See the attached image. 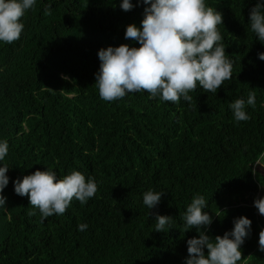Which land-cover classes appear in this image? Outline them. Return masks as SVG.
I'll return each mask as SVG.
<instances>
[{"label": "trees", "instance_id": "1", "mask_svg": "<svg viewBox=\"0 0 264 264\" xmlns=\"http://www.w3.org/2000/svg\"><path fill=\"white\" fill-rule=\"evenodd\" d=\"M131 2L126 12L121 0H36L22 18L20 39L0 41V141L9 146L0 161L9 167L0 264H185L187 240L198 233L185 232L184 215L197 195L212 216L201 231L214 239L247 217L251 232L238 264H264L258 244L264 216L253 203L264 197V170H255L264 165V60L258 58L264 41L249 21L256 0H205L222 14L218 30L233 61L232 78L216 93L197 86L191 103L146 91L107 102L95 84L97 53L139 47L124 34L129 24L141 26L148 5ZM251 91L250 119L236 121L230 104L246 101ZM37 169L58 179L80 171L96 180L98 191L42 219L13 185ZM148 190L164 193L153 209L143 202ZM155 214L170 216V228L155 231ZM80 224L87 229L79 231Z\"/></svg>", "mask_w": 264, "mask_h": 264}, {"label": "clouds", "instance_id": "2", "mask_svg": "<svg viewBox=\"0 0 264 264\" xmlns=\"http://www.w3.org/2000/svg\"><path fill=\"white\" fill-rule=\"evenodd\" d=\"M36 0H0V41L11 44L20 39L24 30L22 18L33 8ZM144 8L141 26L129 24L125 39L135 40L139 47L121 44L98 51L100 60L95 84L102 100L112 102L124 98L128 93L146 91L150 98L179 103L192 102L189 95L199 86L204 92L216 93L224 81L232 78L233 61L221 42L218 25L223 22L222 14L206 5L205 0H136ZM120 7L131 11V0H121ZM51 14V5L45 8V15ZM251 30L259 41H264V3L256 0L249 13ZM264 60V53H258ZM63 79H68L64 76ZM49 89V88H48ZM52 90V89H51ZM256 93L249 92L247 100L236 99L230 104L236 121L250 119L245 111L246 104L255 107ZM7 141H0V161L8 153ZM9 167L0 166V208L6 206L3 190L9 183L6 175ZM14 192L27 196L29 204L38 208L42 219L54 214L63 215L73 199L81 205L94 197L98 191L93 177L85 178L80 171H71L63 178H57L52 170L37 169L22 179L13 181ZM163 192L148 190L143 202L148 209L155 208ZM259 214L264 216V197L253 201ZM203 196H194L184 215L185 232L195 228L198 237L187 240L188 256L185 264H238L243 255L241 246L251 232V220L240 216L234 219V227L222 236L210 238L202 228H208L212 216L205 212ZM34 215L35 213H30ZM155 231L170 228V216L155 214ZM87 229L78 225L79 231ZM259 251L264 252V229L259 232ZM207 249L205 254L204 249Z\"/></svg>", "mask_w": 264, "mask_h": 264}, {"label": "rangeland", "instance_id": "3", "mask_svg": "<svg viewBox=\"0 0 264 264\" xmlns=\"http://www.w3.org/2000/svg\"><path fill=\"white\" fill-rule=\"evenodd\" d=\"M255 170H256L257 172H259V170H260V171H263V170H264V165H261L260 163H259V164H256V168H255Z\"/></svg>", "mask_w": 264, "mask_h": 264}]
</instances>
